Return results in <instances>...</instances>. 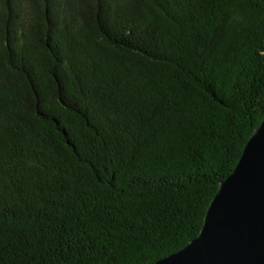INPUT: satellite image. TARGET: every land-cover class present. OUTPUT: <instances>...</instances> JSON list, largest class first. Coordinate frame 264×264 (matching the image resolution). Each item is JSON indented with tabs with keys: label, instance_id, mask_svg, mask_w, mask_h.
I'll use <instances>...</instances> for the list:
<instances>
[{
	"label": "trees",
	"instance_id": "16d2710c",
	"mask_svg": "<svg viewBox=\"0 0 264 264\" xmlns=\"http://www.w3.org/2000/svg\"><path fill=\"white\" fill-rule=\"evenodd\" d=\"M263 116L264 0H0V264L180 249Z\"/></svg>",
	"mask_w": 264,
	"mask_h": 264
},
{
	"label": "water",
	"instance_id": "95a60500",
	"mask_svg": "<svg viewBox=\"0 0 264 264\" xmlns=\"http://www.w3.org/2000/svg\"><path fill=\"white\" fill-rule=\"evenodd\" d=\"M153 264H264V116L219 182L198 234Z\"/></svg>",
	"mask_w": 264,
	"mask_h": 264
}]
</instances>
